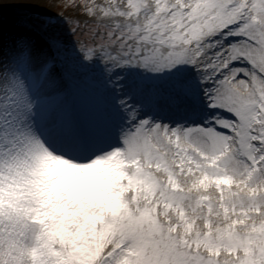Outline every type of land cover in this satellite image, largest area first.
Here are the masks:
<instances>
[{"label":"snow or ice","instance_id":"obj_1","mask_svg":"<svg viewBox=\"0 0 264 264\" xmlns=\"http://www.w3.org/2000/svg\"><path fill=\"white\" fill-rule=\"evenodd\" d=\"M0 264H264V0H0Z\"/></svg>","mask_w":264,"mask_h":264}]
</instances>
